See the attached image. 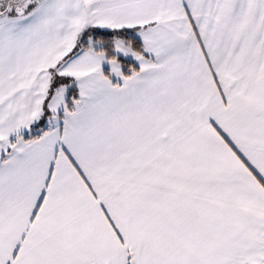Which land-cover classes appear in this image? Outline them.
Masks as SVG:
<instances>
[{
  "label": "snow or ice",
  "instance_id": "snow-or-ice-1",
  "mask_svg": "<svg viewBox=\"0 0 264 264\" xmlns=\"http://www.w3.org/2000/svg\"><path fill=\"white\" fill-rule=\"evenodd\" d=\"M0 264H264V0H0Z\"/></svg>",
  "mask_w": 264,
  "mask_h": 264
}]
</instances>
